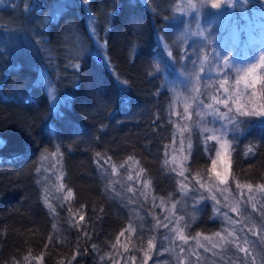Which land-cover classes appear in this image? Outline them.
I'll list each match as a JSON object with an SVG mask.
<instances>
[{
  "label": "trees",
  "instance_id": "trees-1",
  "mask_svg": "<svg viewBox=\"0 0 264 264\" xmlns=\"http://www.w3.org/2000/svg\"><path fill=\"white\" fill-rule=\"evenodd\" d=\"M181 8V0L0 7V264L264 262L263 251L232 244L223 262L211 251L183 261L123 185L134 167L155 197L177 189L166 165L170 94L158 57L165 31L188 16ZM241 126L230 178L256 186L264 182V125L248 117ZM207 166L195 142L189 172ZM194 218L183 226L188 238L223 228L209 204Z\"/></svg>",
  "mask_w": 264,
  "mask_h": 264
},
{
  "label": "rangeland",
  "instance_id": "rangeland-1",
  "mask_svg": "<svg viewBox=\"0 0 264 264\" xmlns=\"http://www.w3.org/2000/svg\"><path fill=\"white\" fill-rule=\"evenodd\" d=\"M207 1L217 2L181 0V10L188 16L165 31L158 57L170 94L172 138L166 165L177 189L166 198L155 197L148 179L134 167L128 169L123 185L132 191L140 209L159 223V229L169 238L166 241L177 249L173 252L176 257L196 262L211 251L217 262H223L230 244L237 250L250 245L256 252H264V182L248 187L230 178L233 151L242 134L241 122L254 117L264 125V115L252 114L264 113V82L253 85L251 76L245 82L248 69L260 63L258 57H264V0H252L248 6L235 0L231 7L228 0H223L220 9L210 12L203 8ZM9 3L0 0V7ZM211 36L215 37L214 44L206 46ZM216 53L228 59V66L216 59ZM255 75L264 77V67ZM42 80L50 87L54 108H58L60 100L54 87L45 76ZM195 142L201 144L208 166L193 174L188 166ZM213 160L217 161L216 172L212 170ZM224 178L226 183L222 182ZM204 204H209L222 221V230L186 237L184 224L194 220Z\"/></svg>",
  "mask_w": 264,
  "mask_h": 264
},
{
  "label": "snow or ice",
  "instance_id": "snow-or-ice-1",
  "mask_svg": "<svg viewBox=\"0 0 264 264\" xmlns=\"http://www.w3.org/2000/svg\"><path fill=\"white\" fill-rule=\"evenodd\" d=\"M85 2H87V0H85ZM228 3H229V6H233V4L235 3V0H228ZM252 3V0H241V5L242 6H248L249 4ZM264 6V5H262ZM222 7V3L219 2V0H217V2L215 3H212L211 4V8L213 9H220ZM238 38V37H237ZM214 40H215V37L214 36H211L210 38H207L206 39V46H212L214 44ZM213 51L215 52V49H213ZM260 59V63L249 68L248 69V74L247 76L245 77V82L247 83L248 82V76H251L252 77V83L253 85L257 84V83H260V82H264V77H258L255 75L256 71L258 68L260 67H264V57H258ZM216 59L223 63L225 66H228V59L223 57V56H220L218 53H216ZM74 67H78V65L74 66ZM249 113H241V115H248ZM252 114H255V115H264V113H252ZM205 131H209V129L205 128L204 129ZM212 139H215V137H211ZM221 148H224V145L221 144ZM248 151H251V149H248ZM218 156H220V153H217ZM216 165H217V161L216 160H213L212 161V170L213 172H216ZM180 175H183V172L180 173ZM129 179H131V177H129ZM222 182L226 183L227 180L226 178H224L222 180ZM248 187H251L250 185ZM213 199H215V197H213ZM81 219H83V217H81ZM121 235H123V233H121ZM181 239H183V237H181ZM241 251H244V249H241Z\"/></svg>",
  "mask_w": 264,
  "mask_h": 264
}]
</instances>
